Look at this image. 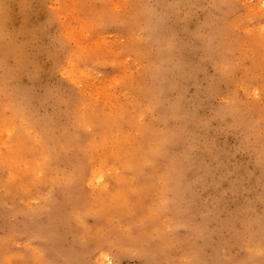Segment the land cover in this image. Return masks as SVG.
Returning <instances> with one entry per match:
<instances>
[{
    "label": "rangeland",
    "instance_id": "374dc122",
    "mask_svg": "<svg viewBox=\"0 0 264 264\" xmlns=\"http://www.w3.org/2000/svg\"><path fill=\"white\" fill-rule=\"evenodd\" d=\"M0 264H264V0H0Z\"/></svg>",
    "mask_w": 264,
    "mask_h": 264
},
{
    "label": "bare ground",
    "instance_id": "6f19581e",
    "mask_svg": "<svg viewBox=\"0 0 264 264\" xmlns=\"http://www.w3.org/2000/svg\"><path fill=\"white\" fill-rule=\"evenodd\" d=\"M226 68V67H225ZM81 74V73H80ZM107 98V97H106ZM107 100V99H106ZM19 106V105H18ZM254 106V105H253ZM256 107V106H255ZM21 109V108H20ZM113 111V110H112ZM93 113V112H92ZM118 115V114H117ZM108 117V116H107ZM141 117V116H140ZM93 118V117H92ZM110 118V117H109ZM120 118H121V116H120ZM116 120V119H115ZM112 126V125H111ZM133 134V133H132ZM109 139V138H108ZM113 140V139H112ZM139 140V139H138ZM134 141V140H133ZM117 149V148H116ZM144 153H146V151L144 152ZM145 155V154H144ZM137 161V160H136ZM135 161V162H136ZM138 162V161H137ZM11 180V179H10ZM28 187V186H27ZM56 249V248H55Z\"/></svg>",
    "mask_w": 264,
    "mask_h": 264
}]
</instances>
